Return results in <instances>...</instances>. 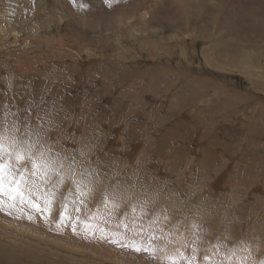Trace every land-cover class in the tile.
<instances>
[{"label":"rangeland","instance_id":"rangeland-1","mask_svg":"<svg viewBox=\"0 0 264 264\" xmlns=\"http://www.w3.org/2000/svg\"><path fill=\"white\" fill-rule=\"evenodd\" d=\"M0 163V264H264V0H0Z\"/></svg>","mask_w":264,"mask_h":264},{"label":"bare ground","instance_id":"bare-ground-1","mask_svg":"<svg viewBox=\"0 0 264 264\" xmlns=\"http://www.w3.org/2000/svg\"><path fill=\"white\" fill-rule=\"evenodd\" d=\"M30 2L31 0H27V2ZM108 3V2H107ZM28 4V3H27ZM60 4H62V3H60ZM71 5V4H70ZM76 6V5H75ZM89 6H90V4H89ZM76 9V8H75ZM76 12V11H75ZM160 14V13H159ZM76 15H77V13H76ZM200 18H201V16H200ZM29 19V18H28ZM27 19V20H28ZM217 19V18H216ZM27 20H25V21H27ZM199 21V20H198ZM112 23V22H111ZM213 23V22H212ZM154 27V26H153ZM139 28V27H138ZM193 29V28H192ZM136 30V29H135ZM136 32L138 33L139 31L138 30H136ZM133 34L136 36V34L133 32ZM139 37V36H138ZM15 38H20V35L18 34V35H16L15 36ZM28 38V37H27ZM26 38V39H27ZM199 38V37H198ZM37 39V38H36ZM39 39V38H38ZM38 41V40H37ZM37 41H35V40H32L31 39V41H30V43L31 44H39ZM95 41V40H94ZM62 45V46H64V40H62L61 39V41H58V44H57V46L58 45ZM33 48H34V46H32ZM90 47V46H89ZM158 48V47H157ZM22 51V50H21ZM37 52V51H40L38 48H35V49H33V52ZM195 51V50H194ZM68 52H70V51H68ZM93 55V54H92ZM53 56H55V54L53 55ZM52 56V57H53ZM66 56V55H65ZM121 56V55H120ZM118 58V57H117ZM39 61V60H38ZM44 63V62H43ZM60 68V67H59ZM59 68L57 69V71L59 70ZM55 70V69H54ZM20 75V74H19ZM103 78V77H102ZM58 86V85H57ZM203 86V85H202ZM59 87V86H58ZM60 89V88H59ZM131 89V88H130ZM169 89V88H168ZM129 90V89H128ZM149 90H150V88H149ZM169 91V90H168ZM174 104H176V103H174ZM177 106V105H176ZM149 108V107H148ZM153 110V109H152ZM103 111V110H102ZM138 114V113H137ZM157 114V113H156ZM150 119H152V118H150ZM171 121V120H170ZM148 123V122H147ZM171 130V129H170ZM212 130V129H211ZM215 131V130H214ZM89 135V134H88ZM178 136V135H177ZM200 139V138H199ZM178 142V141H177ZM257 142V141H256ZM76 144V143H75ZM128 144V143H127ZM178 148V147H177ZM169 152V151H168ZM174 152V151H173ZM197 153V152H196ZM228 157V156H227ZM93 159V158H92ZM24 160V159H23ZM231 160V159H230ZM250 160V159H249ZM153 161V160H152ZM158 161V160H157ZM21 164V163H20ZM155 170V169H154ZM176 170V169H175ZM150 171H152V170H150ZM215 172V171H214ZM217 172V171H216ZM232 173V172H231ZM178 174V173H177ZM244 177V176H243ZM173 178V177H172ZM32 179V178H31ZM251 179V178H250ZM196 181V180H195ZM187 183V182H186ZM249 183V182H248ZM66 184V183H65ZM236 186V185H235ZM122 187V186H121ZM254 187V186H253ZM25 188V187H24ZM177 188V187H176ZM6 189V188H5ZM247 189V188H246ZM82 190V189H81ZM122 190V189H121ZM213 190V189H212ZM103 195V194H102ZM11 199V198H10ZM25 199V198H24ZM223 200V199H222ZM132 201H133V199H132ZM166 201V200H165ZM181 201V200H180ZM164 202V201H163ZM219 202V201H218ZM196 203V202H195ZM112 205V204H111ZM229 205V204H228ZM15 206H17V205H15ZM105 206H107V205H105ZM116 206V205H115ZM241 206V205H240ZM132 207V206H131ZM222 207H223V205H222ZM111 209V208H110ZM146 209V208H145ZM169 209V208H168ZM243 209V208H242ZM104 210V209H103ZM142 210V209H141ZM218 210V209H217ZM40 211V210H39ZM94 211V210H93ZM194 211V210H193ZM135 212V211H134ZM174 212V211H173ZM43 213V212H42ZM105 213V212H104ZM100 214V213H99ZM130 214V213H129ZM213 214V213H212ZM215 214V213H214ZM182 215V214H181ZM256 215V214H255ZM134 216V215H133ZM154 216V215H153ZM191 216V215H190ZM258 217V216H257ZM35 218V217H34ZM153 218V217H152ZM19 219V218H18ZM222 219V218H221ZM53 220V219H52ZM61 220V219H60ZM16 221V220H15ZM57 221V220H56ZM59 221V220H58ZM94 221V220H93ZM96 221V220H95ZM199 221V220H198ZM216 221V220H215ZM215 221H213V222H215ZM68 222V221H67ZM70 222H71V220H70ZM149 223V222H148ZM14 224V223H13ZM56 224V223H55ZM59 224V223H58ZM57 224V225H58ZM187 224V223H186ZM63 225H65V224H63ZM188 225V224H187ZM24 226V225H23ZM28 226V225H27ZM226 226V225H225ZM56 227V226H55ZM157 227V226H156ZM203 227V226H202ZM221 227V226H220ZM23 228V227H22ZM148 229V228H147ZM159 229V228H158ZM185 229V228H184ZM188 229V228H187ZM193 229H195V228H193ZM197 229V228H196ZM199 229V228H198ZM197 229V230H198ZM7 230V229H6ZM28 230V229H27ZM224 230V229H223ZM33 231V230H32ZM37 231V230H36ZM52 231H55V230H52ZM19 232V231H18ZM58 232H59V230H58ZM173 232V231H172ZM210 232V231H209ZM84 233V232H83ZM180 233V232H179ZM184 233V232H183ZM212 233V232H211ZM226 233V232H225ZM72 234V233H71ZM188 234V233H187ZM224 234V233H223ZM229 234V233H228ZM49 235V234H48ZM67 235V234H66ZM199 235V234H198ZM72 236V235H71ZM189 236V235H188ZM228 236V235H227ZM230 236H233V235H230ZM52 237V236H51ZM79 237V236H78ZM193 237V236H192ZM197 237V236H196ZM120 238V237H119ZM133 238V237H132ZM71 239V238H70ZM73 239V238H72ZM246 239V238H245ZM73 240H75V239H73ZM79 240V239H78ZM135 240V239H134ZM206 240V239H205ZM103 241V240H102ZM176 241V240H175ZM207 241V240H206ZM242 241V240H241ZM244 241V240H243ZM242 241V242H243ZM256 241V240H255ZM75 242H77V241H75ZM74 242V243H75ZM140 242V241H139ZM190 242H192V241H190ZM194 242V241H193ZM227 242V241H226ZM252 242V241H251ZM125 243V242H124ZM144 243V242H143ZM223 243V242H222ZM84 244V243H83ZM185 244V243H184ZM200 244H202V243H200ZM129 245V244H128ZM165 245V244H164ZM195 245V244H194ZM239 245V244H238ZM49 246V245H48ZM47 246V247H48ZM145 246V245H144ZM190 246V245H189ZM243 246V245H242ZM246 246V245H245ZM80 247V246H79ZM199 247V246H198ZM239 247V246H238ZM258 247V246H257ZM202 248V247H201ZM217 248V247H216ZM126 249V248H125ZM179 249V248H178ZM197 249H199V248H197ZM93 253H94V251H93ZM215 253V252H214ZM187 257V256H186ZM185 257V258H186ZM38 260V259H37ZM11 261V260H10ZM32 263V262H31ZM156 263V262H155ZM157 264V263H156Z\"/></svg>","mask_w":264,"mask_h":264},{"label":"snow or ice","instance_id":"snow-or-ice-1","mask_svg":"<svg viewBox=\"0 0 264 264\" xmlns=\"http://www.w3.org/2000/svg\"><path fill=\"white\" fill-rule=\"evenodd\" d=\"M17 158L18 159H23V157L20 156V155H18ZM5 167L6 166L4 164L0 163V174L3 173V170H4ZM13 182L15 183V181H13ZM3 189H4L3 182L0 181V191H3ZM17 191H18V188H10L9 189V192H11V193H16ZM2 203H3V201L0 200V204H2ZM33 206L36 207L37 209H39V205H33ZM29 219H31V217H29ZM137 250H139V249H137ZM173 264H174V262H173Z\"/></svg>","mask_w":264,"mask_h":264}]
</instances>
